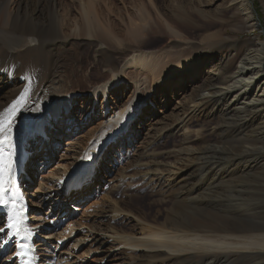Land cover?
Here are the masks:
<instances>
[{
    "label": "bare ground",
    "instance_id": "obj_1",
    "mask_svg": "<svg viewBox=\"0 0 264 264\" xmlns=\"http://www.w3.org/2000/svg\"><path fill=\"white\" fill-rule=\"evenodd\" d=\"M221 1L235 7L238 12L235 16L246 29L253 31L258 26L249 0ZM57 6V0H0V120L5 118L6 113L10 114L9 110L14 104L17 106L12 122L11 147L4 146L0 151L6 189V204L0 205V257L9 251L10 257H5L8 264H22L23 258L17 254L22 250L20 245L24 244L30 249L33 264H40L33 243L34 236L40 237L39 242L51 246L47 239L53 235H39L34 228L35 223H40L41 228L50 227L45 223L47 219L45 221L38 211L43 210L46 200L35 202L34 214L27 215V199H34L35 195L25 192L22 182L28 181L37 172L34 162L43 149H47L43 165L54 158L53 142L57 140L58 145L59 140L65 137L61 131L65 128L63 123H70L71 136L67 137H72L75 125L68 118L74 111L76 92L73 81L67 75L70 69L68 61L74 56L71 52L73 47L82 49L87 39L99 65L111 74V79L96 89L95 96L111 94L121 86H118L120 80L133 86L137 96L129 108L107 120L97 138L87 147L82 162L76 160L71 166H65L64 176L57 183L63 186L67 194H56L54 203L48 206L49 215L54 214L52 217H55L52 209L61 207V203H56L58 200L65 201L68 203L66 208L71 206L70 209L76 212L79 206H72V202L81 198L78 200L80 202L76 200L80 204L81 200L87 201L91 196L90 186L83 187L90 185L92 162L97 160L98 153L109 139L122 136L133 122L137 115L135 110H139L134 108L135 103H141L143 97L150 94L149 75L158 82L173 81L192 70L196 63L202 62L209 68L207 76L193 81L192 93L181 112H184V117L187 115L186 118L193 116L205 118L210 123L216 121L213 133L223 141L203 146L204 139L200 138L197 141L200 146H194L193 141L186 138L184 141L188 142L185 148L158 152L157 144L173 130L170 128L163 134L161 128L155 129L158 135L155 133L152 141L129 165L134 167L133 174L121 175V181L129 179L127 183L123 182L127 187L141 183L152 195L163 197L160 203L166 206L161 216L163 221L156 226L139 223L129 227L134 220L124 213L128 204L121 203L114 209L102 212L105 220L108 217L107 222L103 221L104 224L94 228L96 231L90 227L87 234L75 243L83 247L90 245V238H94L93 242H101L103 249L109 252L120 248L125 264H264V216L257 215V209L261 212L264 208V191L255 188L254 194L253 186L245 183L253 178L262 180L260 184L264 190V43L260 41L261 38L249 39V45L254 48L246 53L236 49V66L229 70L228 60L221 57L218 65L213 60L219 50L228 45L234 49L239 42H227L231 38H224L222 34L204 38L206 42L220 37L219 42L209 50L201 48L196 52L192 46L180 52L169 50L159 55L158 52L151 54L142 51L162 49L168 40L180 39L181 33L190 38L200 29L201 23L197 21L211 19V10L176 5L173 11L176 8L179 13L170 21L160 16L147 20L149 28L144 33L136 29L132 32L133 45L122 47V43L117 41L96 14L92 3L87 4L79 15L75 30L70 35L64 29H69L71 18L66 16L64 21L61 20ZM79 36H85V39H79ZM172 44L179 45V41L173 40ZM45 55L49 56V62L45 63L47 65L42 64ZM118 55H122V58L127 55L121 66L116 61ZM207 58L209 62H206ZM106 110L108 108L104 107L103 112ZM185 128L187 125L183 127L179 124L174 130L181 132ZM75 145L71 143L70 150ZM92 150L94 155L91 154ZM79 170H84L83 175L73 179L77 173L81 174ZM137 176L142 177L136 180ZM72 197L75 198L72 200ZM208 211L240 218L236 220L237 223L251 234H218L214 232L216 230L194 226L192 222L199 220V217L204 219ZM239 212L244 216L241 217ZM9 218L16 221V229L9 223ZM111 222L123 223L125 228L111 225ZM76 230L71 227V234ZM107 231L113 235L106 239L98 235V232ZM110 256L108 254L102 260ZM63 264H67V261Z\"/></svg>",
    "mask_w": 264,
    "mask_h": 264
},
{
    "label": "rangeland",
    "instance_id": "obj_2",
    "mask_svg": "<svg viewBox=\"0 0 264 264\" xmlns=\"http://www.w3.org/2000/svg\"><path fill=\"white\" fill-rule=\"evenodd\" d=\"M249 1L254 8V18H256L258 23V26L253 31H249L242 25L243 23H240V19L235 16L238 13L235 7H230V5L221 0L217 2H212L211 0H57V13L63 21L66 16L67 18H71L69 29H64L65 33L70 35L75 30V21H78L79 15L84 11L87 4L92 3L96 8V14L100 16L105 27L113 33L117 41L122 43V47H124L133 45L134 39L132 32L138 29L144 33L149 28L148 24H146L147 20L160 16L162 19L166 18L170 21L176 13H179L176 11V8L173 11L176 5H189L194 8L211 10L213 16L210 17L214 21L211 19H207L206 22L197 21L198 24L201 23L200 29L190 38H187L181 33L180 39L168 40L162 49L156 48L142 51L151 54L158 52L157 55H159V53L161 54L169 50L180 52L192 46H194L196 52L201 48L209 50L216 45V42H219L220 37L217 40L208 39L206 42L204 38L211 37L215 34H222L224 38H231L227 42L233 40V42L238 41L239 44L238 46L235 45L236 47L234 49L231 48L232 45H228L227 48L225 47L219 50L213 62L215 65H218L222 57L229 61L228 67L229 70H232L236 66L234 58L237 50L240 53H246L251 48H254V46L249 45V39L254 37L259 40L258 38H261L260 41L262 40L264 43V0ZM71 9H73L72 16ZM80 37L79 39L82 38ZM86 40H84L85 43L82 49L73 47V51L71 50V52L74 56L68 61V68L70 67V69H68L67 75L73 81V89L76 92L73 104L74 111L68 118L72 119L74 122L73 125H75L72 137H67L71 136V131L68 128V124L70 123H63L65 128L61 131L63 136H65L63 138L64 140H59L58 145L57 140L53 142L55 156L51 159L53 161L48 160L49 163L52 162L51 165L53 164V166L49 165V163L47 165L42 164L47 150L45 148L34 162L37 166V168L35 166L37 172L33 173L28 181L22 182L23 188L25 187V192H30L35 195L34 199H27L25 206L27 215L32 214V212L34 214L35 202L41 203L43 200H46L43 210L38 211L45 217V221L47 219L45 223L50 225V227L41 228L42 225L40 223H35L34 228H36L35 230L39 235L45 234L53 236L47 239V241L51 242V246H46L43 242H39L40 237L34 236L33 243L36 245V250L39 254L37 261L40 264H63L65 261H67V264H125L123 261L125 258L122 256L123 251L120 248H114L111 250L112 252H109V250L103 249L101 242H93L94 238H90L92 241L90 245L83 247H78L75 243L80 237L87 234L86 232L90 227L94 229L104 224L105 221L107 222L108 217L105 220L102 212L108 209H114L120 206L121 203L128 204V206H125L128 209H125L124 213L128 214L134 220L129 224V227H135L134 225L137 226L139 223L140 225L156 226L163 221L161 216L165 213L166 209V206L160 204L163 197L152 195L141 183H137V186L127 187L125 183L129 179L121 181V175L126 173L129 175L133 174L132 169L134 167H129V165L141 153V150L152 141L153 136L157 133L155 129L158 130L161 128L160 130H162L163 134L168 130H173L157 144L158 152H173L185 148L188 142L184 141L186 138H190L194 146H200L197 142L200 138L204 139L205 144H202L203 146H211L212 143L223 141L216 133H213V128L217 124L216 121L210 123L205 118L193 116L192 118H186L187 115L184 117V112H181L184 103L192 93L193 81L198 77L207 76L206 74L209 68L206 67V63H196V58L193 62L194 64L196 63L193 67L194 70L189 69L183 77L173 81L163 80L158 82L149 75L151 78L149 79L151 89H149V92L147 90V92L150 94L144 96L141 103H135L134 108L137 107L139 110H135L137 115L133 122L128 125L127 130L122 136L117 137L115 140L109 139L106 142V146L98 153L97 160L92 162V164L94 163L91 170L92 174L89 173L90 180L88 179L90 185L85 184L83 187L85 189L90 186L91 191L89 195L91 194V196L87 198V201L81 200L80 204H78L80 202L78 200L81 198H76L71 204V201L75 198L72 197L69 203L72 206H79V211L76 212L70 209L71 206L68 209L66 208L68 203L58 200L56 203H61V207L57 206L52 209L56 218L52 217L54 214L49 215L48 206L54 203L56 194L58 192L67 194L66 190L63 191V186L57 183L59 179L61 180V176H64L63 171L65 170V166H71L76 160L82 162L84 157H86L87 147L92 143L93 139L95 140L97 138L107 120L110 117L119 116L121 112L129 108V105L137 96L132 88L133 86L130 84L127 85L122 80L118 83V86H121L117 87L111 94L106 95V97L101 93L97 97L95 96L94 92L96 89L102 83L109 81L111 74L99 65L98 58H95ZM173 40L179 41V45H173ZM129 55L132 56V54ZM48 57L47 55L43 57L42 64L49 62ZM122 57V55L116 57L119 66H121L127 55L124 58ZM209 60L206 62H209ZM134 77L137 78L136 75ZM186 82H188V86ZM104 107L106 109L108 108L105 113L103 112ZM176 117L178 118L175 120ZM189 119L191 122L188 123ZM179 124L183 125V127L187 125V129L185 128L181 132L174 130ZM71 143L76 144L72 150H70L69 146ZM93 152L92 150V155H94ZM165 157L161 159L163 160ZM79 172L81 174L77 173L73 179H76L79 175H83L84 170H79ZM141 177L137 176L135 179L139 180ZM255 181L257 182L255 183ZM261 181L258 179L254 180L253 178L251 182L248 180L245 183L247 184L248 182L250 183L248 186H253L254 193L256 192L255 188L258 191H264L260 184ZM119 182L121 183L119 184ZM257 184L259 187H257ZM118 203L119 205H117ZM64 209H67V211L65 212ZM62 211L64 212L62 213ZM263 211L264 208L261 212L257 209V215L264 216ZM218 213L220 212L212 213V211H208L204 215V219L199 217V220L196 219L192 223L194 226L200 228L216 230L214 232H218V234H231L232 232L231 235L237 236L251 234L245 230L246 228L237 223L236 220L240 218L235 219L234 216L224 213L218 215ZM239 213L240 215L243 214L242 212ZM243 216L241 215V217ZM158 220L159 223L157 222ZM115 222H111V225H116L117 227H121L122 225L125 228L123 223L119 225L120 223ZM71 227L77 229L75 233L71 234ZM242 229L244 231H241ZM88 235H91V233ZM98 235L106 239L113 234L111 231H107L98 232ZM90 251L93 252L88 254ZM108 254L111 255L110 258L108 257L102 260ZM10 255L11 253L9 251L2 255L3 257H0V264H8L9 261L6 258H9Z\"/></svg>",
    "mask_w": 264,
    "mask_h": 264
},
{
    "label": "snow or ice",
    "instance_id": "obj_3",
    "mask_svg": "<svg viewBox=\"0 0 264 264\" xmlns=\"http://www.w3.org/2000/svg\"><path fill=\"white\" fill-rule=\"evenodd\" d=\"M16 107L17 106L14 104L9 110L10 114L6 113L5 118L3 120H0V151L3 150L4 146L11 147V129L13 119L15 118ZM4 185V168L2 165H0V205L6 204V201L4 200V192L6 191ZM21 249V252L17 254L18 257L25 256L23 245L21 246Z\"/></svg>",
    "mask_w": 264,
    "mask_h": 264
}]
</instances>
